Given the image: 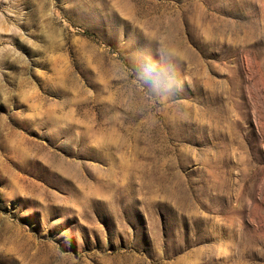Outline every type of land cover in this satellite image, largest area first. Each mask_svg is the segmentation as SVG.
Here are the masks:
<instances>
[{"label":"rangeland","instance_id":"374dc122","mask_svg":"<svg viewBox=\"0 0 264 264\" xmlns=\"http://www.w3.org/2000/svg\"><path fill=\"white\" fill-rule=\"evenodd\" d=\"M0 264H264V0H0Z\"/></svg>","mask_w":264,"mask_h":264},{"label":"clouds","instance_id":"9594fccd","mask_svg":"<svg viewBox=\"0 0 264 264\" xmlns=\"http://www.w3.org/2000/svg\"><path fill=\"white\" fill-rule=\"evenodd\" d=\"M172 55H176L174 51H172ZM173 83H175L176 87L179 88L180 81L176 80V81H173ZM154 87H155V85H154Z\"/></svg>","mask_w":264,"mask_h":264}]
</instances>
